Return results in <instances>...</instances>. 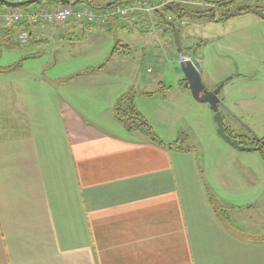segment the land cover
Wrapping results in <instances>:
<instances>
[{
	"label": "crops",
	"instance_id": "1",
	"mask_svg": "<svg viewBox=\"0 0 264 264\" xmlns=\"http://www.w3.org/2000/svg\"><path fill=\"white\" fill-rule=\"evenodd\" d=\"M155 15L147 17L149 28L127 21L89 26L125 34L126 43L118 39L100 69L50 79L43 65L32 73L17 63L0 74V264H264V234L245 233L252 224L248 213L260 203L215 199L216 214L192 148L166 150L140 134H127L112 115L116 101L135 88L117 81L135 84L142 75L138 63L130 68L136 60L128 35L155 31L161 39L154 43L162 44L165 56L169 51L166 57L177 64L180 39L175 53L174 44L164 39L170 26L164 25L162 33ZM80 26L87 29L73 24L57 29L70 34ZM50 27L34 28L43 37L18 49L48 44ZM141 46L149 47L150 40ZM145 56L142 50L139 62ZM183 80L175 75L176 86L156 81L154 92L132 88L135 108L138 97L173 92ZM220 101L229 132L264 138L236 134L232 123L238 118L227 108V97ZM223 180L230 189L229 178Z\"/></svg>",
	"mask_w": 264,
	"mask_h": 264
},
{
	"label": "rangeland",
	"instance_id": "2",
	"mask_svg": "<svg viewBox=\"0 0 264 264\" xmlns=\"http://www.w3.org/2000/svg\"><path fill=\"white\" fill-rule=\"evenodd\" d=\"M103 1L107 3L113 0ZM171 3L180 5L178 8L184 10V13L180 14V20L184 22V26L173 31V28L168 25L170 26L169 33L164 36V39L174 44L173 52L176 53L179 47L180 53L178 52L177 56L190 58L197 62L196 69L200 73L202 84L208 91L216 89L217 87L214 88L216 84L219 86L224 83L218 97L219 99L228 98L227 108L233 109L238 118L232 123L235 133L263 138L264 0H241L229 8L232 12L242 7H250L260 11L262 16L241 15L225 23L198 16V11L204 12L208 9L206 6H200L198 0H163L162 3L150 4L170 6ZM84 5L86 4H77L73 9H79ZM178 8H175V13H170V15L179 16ZM224 13V9H214L216 18H220ZM62 26L50 27V34L47 37L49 41L44 46L26 51L24 48L2 51L0 66L13 67L21 63L23 70L36 73L40 65H43L45 69L43 74L47 78L57 79L89 67L98 68L105 65L115 42L122 39L126 43L123 39L125 34L115 35L113 32H105L99 28L90 30L89 25L87 29L80 26L79 31L69 34L59 30ZM2 27L4 26L0 23V28ZM83 29L87 32L80 35ZM21 32L16 35V41ZM169 35L170 39H168ZM38 37L41 39L43 36L39 34ZM177 38L180 39L178 47L176 46ZM158 39L161 37L156 36L155 31L150 34L139 35L138 33L137 36H127L129 44L135 51L133 57L136 60L135 63L130 62V68L133 70L138 63L137 68L140 69L142 75L134 80L135 84L129 79L120 78L117 81L120 86L124 87L127 84V87H130L131 84L135 86V88L131 86L133 90L154 92L158 88L156 81L163 79L168 85L176 86L175 75L184 79L179 65L166 57L169 51L165 56L163 51L165 47L154 43L156 42L154 40L158 41ZM148 40H150V46L142 49L141 43ZM168 48L169 46H166V49ZM142 50L145 51L146 56L139 62ZM29 53L34 55V59L25 61L23 57ZM147 69H151L152 74L147 73ZM107 70H110V67ZM141 78L151 83L143 85L140 82ZM183 85L176 87L173 92L158 94L153 99L138 97L136 110L142 114L159 140L170 143L180 139L184 141L181 144L182 147L194 150L196 167L208 198L238 204H249L254 201L260 203L259 207L253 208L248 213L252 224L245 228V233L249 236L264 234L262 230L264 227V162L259 152L238 153L236 148L219 137L209 106L196 102ZM71 86L73 93L78 94L77 85ZM226 177L232 184L230 189L223 185L225 183L223 179ZM215 206L220 209L218 204ZM221 210L226 211L227 209L222 208ZM232 219L236 223L235 218Z\"/></svg>",
	"mask_w": 264,
	"mask_h": 264
},
{
	"label": "trees",
	"instance_id": "3",
	"mask_svg": "<svg viewBox=\"0 0 264 264\" xmlns=\"http://www.w3.org/2000/svg\"><path fill=\"white\" fill-rule=\"evenodd\" d=\"M239 1L241 0H198L201 6H206L208 7V9L205 10L204 12L198 11L197 15L198 16L201 15V17L205 16L207 19L211 21L217 20V22H222V23L226 22L227 20L233 17L241 16V15L255 14L257 17L263 15L257 9H253L250 7H242L232 12L229 11V8L235 5ZM132 2L133 0H113L112 2H107V3L104 2L103 0H80L79 2H77V4L81 5L85 3L86 5L92 8H95L96 10H101L103 8H106L112 5H128V4H131ZM149 2L152 4H157V3H162L163 0H149ZM56 6H60V3L58 2V0H43V1L35 2L34 4L24 5L22 7H19L18 9L24 12H28L30 10H39L42 8H51V7H56ZM179 6L180 5L171 3L170 6L168 5L165 6L162 9V11H158L155 15L158 21V24L162 26L167 25L165 22L164 16L166 14L175 13L174 9L178 8ZM0 8L6 9L8 7L0 3ZM215 8L224 9L225 13L220 18H216L214 14ZM178 9H179L178 15L181 16L180 14H183L184 10L182 9L180 10V8ZM142 22L146 24L149 28L150 22L147 17L142 16L139 19L138 24L140 25L142 24ZM83 26L88 27V25H83ZM24 30H27V27L23 26V24L0 28V56H1L2 51L4 50L12 51V50H17L20 47V44L15 40V38H16V35L20 31H24ZM124 47L127 48L126 46ZM111 55H113V52H111L110 56ZM100 68L101 66L96 69H100ZM9 70H11V67L9 68L0 67V74L7 72ZM184 83H185V80H183L182 85ZM157 93L158 92L149 93V94L147 93L145 95L153 96V95H156ZM134 95L135 93L133 91L123 94L112 107V115L114 119L122 126V128L125 130L127 134H131V133L140 134L148 142L155 144L166 150H178V151H188V152L192 150L191 148L182 147L181 144L184 141L180 139L174 142H170V143H165L159 140L155 136V134L151 131V128L149 127L147 121L142 116V114H140L136 110L135 105H134ZM224 132L226 133L227 136H229L231 140H237L239 145L245 146V147H256L258 146L260 141H264V138L259 140V139H250V138L242 137V136H236L232 134L231 132H229L225 127H224ZM258 152L261 156L262 161L264 162V147H262L261 150ZM209 200L213 202L212 206H213L215 213L217 214L218 210H217V207L215 206L216 202L214 200H211L210 198Z\"/></svg>",
	"mask_w": 264,
	"mask_h": 264
},
{
	"label": "built area",
	"instance_id": "4",
	"mask_svg": "<svg viewBox=\"0 0 264 264\" xmlns=\"http://www.w3.org/2000/svg\"><path fill=\"white\" fill-rule=\"evenodd\" d=\"M13 3H21L28 0H8ZM167 4L151 5L147 0H133L128 5H112L98 11L92 7L84 5L79 9H73L70 6H57L51 8H42L29 12H22L17 9L0 11V23L5 26L23 24L27 30L18 35V41L27 44L31 37L38 39L33 33L36 27L66 25L68 22L73 24H100L104 27H111L115 21H127L130 24H137L142 16L151 18L156 12L161 11ZM165 21L175 29H181L184 22L174 16H166ZM166 28L161 29L165 32ZM191 61L195 66L196 61L179 57L177 63Z\"/></svg>",
	"mask_w": 264,
	"mask_h": 264
},
{
	"label": "water",
	"instance_id": "5",
	"mask_svg": "<svg viewBox=\"0 0 264 264\" xmlns=\"http://www.w3.org/2000/svg\"><path fill=\"white\" fill-rule=\"evenodd\" d=\"M43 0H30L23 3H9L5 0H0V3L4 4L10 8H19L24 5L34 4L35 2ZM76 0L72 2L71 0H58L61 5L64 6H75ZM180 71L185 79L183 87L189 90L191 97L198 103L207 104L213 113V121L217 126L216 133L230 146L243 151H260L264 147V141H261L256 147H245L238 144L237 140H231L229 136L224 132L223 117L219 110L220 99L218 97L224 83L219 84L213 91H208L201 82L200 73L193 65L191 61L182 62L180 65Z\"/></svg>",
	"mask_w": 264,
	"mask_h": 264
}]
</instances>
